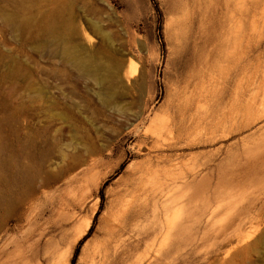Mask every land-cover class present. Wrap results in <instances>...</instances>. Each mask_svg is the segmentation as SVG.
<instances>
[{"label": "rangeland", "instance_id": "1", "mask_svg": "<svg viewBox=\"0 0 264 264\" xmlns=\"http://www.w3.org/2000/svg\"><path fill=\"white\" fill-rule=\"evenodd\" d=\"M243 1L0 0V264H264Z\"/></svg>", "mask_w": 264, "mask_h": 264}, {"label": "bare ground", "instance_id": "2", "mask_svg": "<svg viewBox=\"0 0 264 264\" xmlns=\"http://www.w3.org/2000/svg\"><path fill=\"white\" fill-rule=\"evenodd\" d=\"M252 1V0H251ZM255 1H259V0H255ZM260 1H263V3H264V0H260ZM240 2V1H239ZM246 0H245V3H244V1L242 2V4H241V6L242 7H244L243 5H245L246 6ZM250 2V1H249ZM241 3V2H240ZM238 6H240V5H238ZM240 6V7H241ZM251 6V5H250ZM236 8V7H235ZM241 9V8H240ZM243 9V8H242ZM260 11V10H259ZM232 13V12H231ZM261 13V12H260ZM233 14V13H232ZM253 16H255V15H253ZM255 19H257V18H255ZM262 19V18H261ZM254 20V19H253ZM255 21V20H254ZM252 22V21H251ZM255 23V22H254ZM258 23V22H257ZM255 25H257L256 23H255ZM242 27V26H241ZM256 27H258V26H256ZM237 29V28H236ZM240 29V28H239ZM240 31V30H239ZM243 38V37H242ZM239 42H241V41H239ZM242 43V42H241ZM246 45V44H245ZM248 45V44H247ZM239 48H240V46H239ZM248 48H249V46H248ZM242 50V49H241ZM242 52V51H241ZM238 54V53H237ZM242 54V53H241ZM243 54H246V53H243ZM243 54H242V56H243ZM244 57H246V56H244ZM241 58V57H240ZM258 69V68H257ZM262 71V70H261ZM257 72V71H256ZM259 73V72H258ZM247 75V74H246ZM244 76H245V73H244ZM251 79V78H250ZM248 84V83H247ZM262 84V83H261ZM250 85H252L251 83H250ZM263 86V85H262ZM241 87V86H240ZM248 88V87H247ZM252 91V90H251Z\"/></svg>", "mask_w": 264, "mask_h": 264}]
</instances>
